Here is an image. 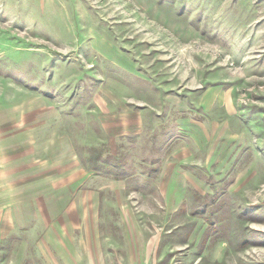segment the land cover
I'll return each instance as SVG.
<instances>
[{"label": "rangeland", "instance_id": "1", "mask_svg": "<svg viewBox=\"0 0 264 264\" xmlns=\"http://www.w3.org/2000/svg\"><path fill=\"white\" fill-rule=\"evenodd\" d=\"M2 203L0 264H264V0H0Z\"/></svg>", "mask_w": 264, "mask_h": 264}, {"label": "crops", "instance_id": "2", "mask_svg": "<svg viewBox=\"0 0 264 264\" xmlns=\"http://www.w3.org/2000/svg\"><path fill=\"white\" fill-rule=\"evenodd\" d=\"M1 206H3V203H2V205H0V207ZM20 211V210H19ZM16 212L18 213V210H16ZM16 216V215H15ZM13 218H14V216H13ZM15 222L13 223V225L12 226H8V224H6L5 226H3V225H0V230H6V229H18V228H20V227H24V225L26 224V220L24 219V217L23 216H16L15 218ZM28 223H30V222H28ZM2 233L0 232V235H1ZM22 259H24V258H21V257H18V262L19 261H21ZM50 259V258H49ZM3 259H2V256H0V261H2ZM64 261H66V259H65V257H64Z\"/></svg>", "mask_w": 264, "mask_h": 264}]
</instances>
